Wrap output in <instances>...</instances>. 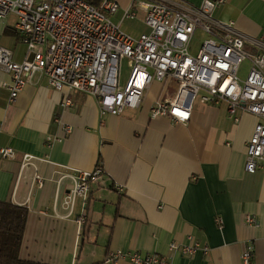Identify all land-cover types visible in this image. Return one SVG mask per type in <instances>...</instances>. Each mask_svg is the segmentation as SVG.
I'll return each mask as SVG.
<instances>
[{"label":"crops","instance_id":"obj_1","mask_svg":"<svg viewBox=\"0 0 264 264\" xmlns=\"http://www.w3.org/2000/svg\"><path fill=\"white\" fill-rule=\"evenodd\" d=\"M184 1L198 6L203 0ZM119 2L114 20L120 27L136 20L146 32L145 13L122 19L130 0ZM212 16L264 41V0H225ZM16 20L13 14L0 18V44L20 61L26 47ZM10 80L0 68V148L17 153L0 156V199L29 210L22 258L107 264L110 252L137 250L166 256L172 264H243V250L252 248V264H264V171L245 170L254 114L240 109L235 122L226 102L197 97L186 122L152 117L153 103L175 94L160 81L150 84L139 107L101 114L93 95L55 89L38 73L11 102ZM25 154L34 156L30 163H24ZM98 166L99 178L72 203L68 174ZM246 215L258 224L248 223ZM194 241L200 248L193 254L169 248L171 242Z\"/></svg>","mask_w":264,"mask_h":264},{"label":"built area","instance_id":"obj_2","mask_svg":"<svg viewBox=\"0 0 264 264\" xmlns=\"http://www.w3.org/2000/svg\"><path fill=\"white\" fill-rule=\"evenodd\" d=\"M223 2L203 0L196 6L184 0H130L122 19H135L141 10L148 26L146 32L133 36L114 20L119 0H101L99 5L89 0H0V18L16 16L15 30L26 47L24 58L18 61L12 49L0 44V68L11 75L9 100L15 101L38 73L55 89L67 86L93 95L101 114L117 115L126 108L139 107L153 81L174 82L175 94L159 97L151 106L152 117L186 122L198 96L206 103L226 102L235 122L240 120V109L252 113L258 120L246 143L245 170L264 171V41L245 35L233 23L216 20L212 12ZM198 30L206 37L193 52L191 45ZM247 44L258 49L251 51ZM122 57L131 63L124 82L120 80ZM246 60L250 66L242 78L240 68ZM16 154L13 147L0 148L3 158H15ZM33 158L25 154L24 163ZM102 171L98 166L91 172L68 174L74 181L70 201L88 192L89 181H96ZM246 221L258 224L250 215ZM169 248L193 254L200 244L171 242ZM119 259L172 264L166 256L137 250L110 252L105 263ZM242 261L252 264V248L243 250Z\"/></svg>","mask_w":264,"mask_h":264},{"label":"trees","instance_id":"obj_3","mask_svg":"<svg viewBox=\"0 0 264 264\" xmlns=\"http://www.w3.org/2000/svg\"><path fill=\"white\" fill-rule=\"evenodd\" d=\"M99 5L101 0H89ZM29 210L11 200L0 199V264H41L20 255Z\"/></svg>","mask_w":264,"mask_h":264},{"label":"rangeland","instance_id":"obj_4","mask_svg":"<svg viewBox=\"0 0 264 264\" xmlns=\"http://www.w3.org/2000/svg\"><path fill=\"white\" fill-rule=\"evenodd\" d=\"M135 21L136 20L125 21L122 25L123 30L132 35H138L139 33H141V31L145 30L144 24H141L140 22L137 24V22ZM204 37H206L205 34L202 33V31L200 30H198L195 33L193 41H192V45H191L192 46L191 49L193 52L197 51ZM130 64H131L130 60L127 57L121 58V61H120V80L121 82H124L127 79L129 72H130V67H131ZM249 66H250L249 60H246L243 62L240 68V76L242 78H246L248 70H249ZM168 90L171 94H174L176 92V84L174 82L170 83Z\"/></svg>","mask_w":264,"mask_h":264}]
</instances>
